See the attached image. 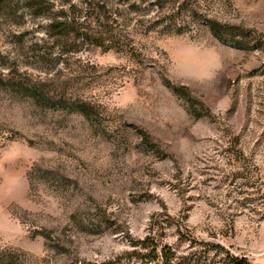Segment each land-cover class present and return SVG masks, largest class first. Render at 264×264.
<instances>
[{"label": "rangeland", "instance_id": "rangeland-1", "mask_svg": "<svg viewBox=\"0 0 264 264\" xmlns=\"http://www.w3.org/2000/svg\"><path fill=\"white\" fill-rule=\"evenodd\" d=\"M240 258L264 264V0H0V264Z\"/></svg>", "mask_w": 264, "mask_h": 264}, {"label": "trees", "instance_id": "trees-1", "mask_svg": "<svg viewBox=\"0 0 264 264\" xmlns=\"http://www.w3.org/2000/svg\"><path fill=\"white\" fill-rule=\"evenodd\" d=\"M210 29L212 32L217 33V27L214 22L210 23ZM238 264H249L245 258H240L237 260Z\"/></svg>", "mask_w": 264, "mask_h": 264}]
</instances>
